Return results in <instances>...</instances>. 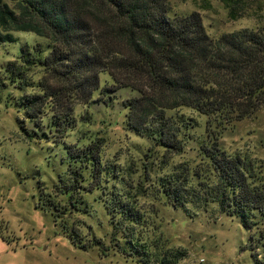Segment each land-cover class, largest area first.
Wrapping results in <instances>:
<instances>
[{"label":"trees","instance_id":"obj_1","mask_svg":"<svg viewBox=\"0 0 264 264\" xmlns=\"http://www.w3.org/2000/svg\"><path fill=\"white\" fill-rule=\"evenodd\" d=\"M218 1L232 21L262 8L261 0ZM11 32L48 42L47 53L39 44L22 47L6 68L25 117L44 135L64 142L75 128L76 106L89 105L97 90L107 105L110 94L128 88L136 94L121 102L124 128L161 148L165 163L192 139L196 121L180 112L188 110L204 118L197 162L192 169L174 166L158 192L187 214V204L205 210L215 203L244 228L264 221V178L220 146L223 130L264 108V24L211 38L197 12L172 14L168 0H0V41H13ZM100 73L110 87L100 88ZM65 146L78 165L69 171L75 182L86 169L88 187L98 185L109 166L105 212L116 232L140 238L135 228L146 232L145 217L133 196L115 189L118 167L102 161V140ZM147 248L139 242L137 251L146 256Z\"/></svg>","mask_w":264,"mask_h":264},{"label":"rangeland","instance_id":"obj_2","mask_svg":"<svg viewBox=\"0 0 264 264\" xmlns=\"http://www.w3.org/2000/svg\"><path fill=\"white\" fill-rule=\"evenodd\" d=\"M168 2L177 16L197 12L211 38L264 24V0L259 11L253 7L235 21L218 0ZM10 34L13 41H0V264H264V221L244 228L215 203L205 210L187 204V214L158 192L159 179L174 166L192 169L196 164L203 117L180 111L197 126L189 129L192 139L183 152L162 163L161 148L124 128L121 102L136 93L121 88L105 105L97 90L89 105L75 107L76 125L65 141L55 142L27 120L6 70L22 47L39 44L47 53L48 42L29 32ZM111 84L107 73L99 74L100 88ZM94 139L102 140V161L118 167L115 189L133 196L145 217L146 232L135 228L141 240L137 232L129 240L116 232L105 212L112 185L109 166L108 175L91 188L86 169L84 180L75 182L69 174L78 165L65 144L80 147ZM220 146L248 160L264 178V108L223 130ZM139 242L148 245L146 256L137 251Z\"/></svg>","mask_w":264,"mask_h":264}]
</instances>
